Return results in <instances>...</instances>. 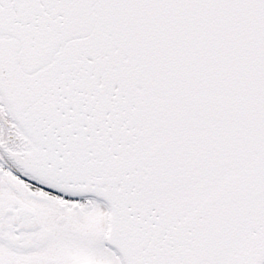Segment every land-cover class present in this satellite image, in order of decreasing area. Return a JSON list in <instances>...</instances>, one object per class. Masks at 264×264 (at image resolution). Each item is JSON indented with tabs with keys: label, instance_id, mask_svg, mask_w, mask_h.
Returning a JSON list of instances; mask_svg holds the SVG:
<instances>
[{
	"label": "snow or ice",
	"instance_id": "1",
	"mask_svg": "<svg viewBox=\"0 0 264 264\" xmlns=\"http://www.w3.org/2000/svg\"><path fill=\"white\" fill-rule=\"evenodd\" d=\"M0 264H264V0H0Z\"/></svg>",
	"mask_w": 264,
	"mask_h": 264
}]
</instances>
